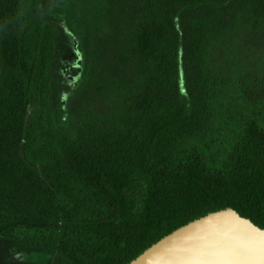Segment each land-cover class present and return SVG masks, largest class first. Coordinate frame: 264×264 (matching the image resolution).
I'll return each mask as SVG.
<instances>
[{
	"label": "trees",
	"instance_id": "1",
	"mask_svg": "<svg viewBox=\"0 0 264 264\" xmlns=\"http://www.w3.org/2000/svg\"><path fill=\"white\" fill-rule=\"evenodd\" d=\"M37 1L0 0V235L87 264H126L177 227L226 207L264 228V102L237 121L228 113L234 124L224 135L220 128L225 98L263 70L248 61L238 67L229 55L219 83L208 58L215 43H224L225 55L245 34L264 33V0H139L135 38L148 69L133 83L131 102L56 133L51 161L40 167L28 154L30 109L51 80L54 26L36 14L29 34ZM42 5L48 9L47 0ZM189 47L199 122L185 96ZM80 72L75 49L62 74L73 80ZM137 120L146 128L135 139Z\"/></svg>",
	"mask_w": 264,
	"mask_h": 264
},
{
	"label": "rangeland",
	"instance_id": "2",
	"mask_svg": "<svg viewBox=\"0 0 264 264\" xmlns=\"http://www.w3.org/2000/svg\"><path fill=\"white\" fill-rule=\"evenodd\" d=\"M18 1L20 7H23L24 0ZM47 1V10L43 9L42 0L37 1V13L29 19L28 25L31 35L36 24L35 15L38 14L54 26L51 80L46 95L37 98L30 109L32 138L28 145V154L38 167L50 163L47 148L56 133L70 132L84 123H95L96 117H103L109 111H125L131 102L133 91L137 89L133 83L148 69L139 55L135 38L139 0ZM23 27L20 23L18 34ZM189 36L191 41L196 37L192 32ZM239 41L241 42L235 47L231 44L233 53H226V56L224 43H215L211 48L208 58L213 69L217 71V81L224 83V59L229 55L237 58L238 67L244 66L248 61L262 68L263 72L246 81L243 92L236 89L232 96L225 98L223 113L220 115L223 135L224 127L230 129L234 124L224 119L228 117V113L237 121L240 116H245L252 105L259 106L264 102V33H248L239 38ZM75 49L81 54V72L71 80L62 74V68L72 63ZM192 52L193 49L189 47L184 66L187 80L189 79L185 96L193 97L194 120L199 122L204 115L198 111L201 94L197 92L198 95H194V72L193 68L190 69L193 62ZM174 74V69L171 68L167 78L172 88L175 87ZM179 94L183 95V90ZM134 119L135 117L132 120ZM131 125V134L135 139L146 128L145 123L139 120L131 122ZM4 203L0 201V205ZM0 264L87 263L82 258L59 250L31 248L0 235Z\"/></svg>",
	"mask_w": 264,
	"mask_h": 264
},
{
	"label": "water",
	"instance_id": "3",
	"mask_svg": "<svg viewBox=\"0 0 264 264\" xmlns=\"http://www.w3.org/2000/svg\"><path fill=\"white\" fill-rule=\"evenodd\" d=\"M126 264H264V228L226 207L177 227Z\"/></svg>",
	"mask_w": 264,
	"mask_h": 264
}]
</instances>
